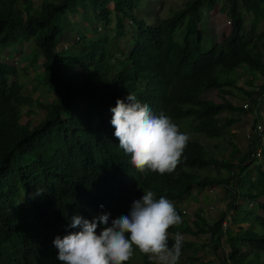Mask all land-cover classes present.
I'll list each match as a JSON object with an SVG mask.
<instances>
[{"label": "trees", "instance_id": "obj_1", "mask_svg": "<svg viewBox=\"0 0 264 264\" xmlns=\"http://www.w3.org/2000/svg\"><path fill=\"white\" fill-rule=\"evenodd\" d=\"M17 1L0 0V55L34 41L53 98L39 102L46 115L38 124L23 123L22 108L32 99L23 94L19 69L0 60V264H60L52 242L56 236L78 231L69 228L74 215L91 221L107 213L111 223L127 215L131 199H140L143 191H154L157 199L179 201L194 186L209 185L229 190V210L222 211L213 225H206L197 212L190 227L176 209L182 223L169 228L173 236L169 246L177 232L201 234L208 236L219 264H264V216L239 202L248 199L264 210L260 165H254L253 173L243 163L219 161L200 144L188 141L175 172L141 173L119 148L110 123L116 100L134 93L154 115L163 112L174 123L188 117L194 121L193 133L210 139L227 137L241 118L225 112L253 113L257 98L264 94V82L257 90H244L251 102L247 108L226 98L235 84L234 71L246 66L264 78V31H258L264 21V0H224L227 8L220 10L231 18L232 30L222 41L200 26L203 10H215L220 0H190L153 25L134 14L142 0H41L40 13L34 0H22V8ZM107 3L113 4L112 10ZM242 9L252 16L249 27ZM78 11L89 23L106 26L113 14L114 29L120 34L128 19L136 31L128 55L115 58L105 36L88 37V43L69 55L56 50L68 32L67 13ZM69 65L74 69L63 71ZM210 88L218 89L222 102L200 97ZM256 144L255 139L247 147L245 161L251 159ZM210 167L218 174L199 179L194 173ZM236 171L238 178L231 184ZM36 189L42 193L35 195ZM27 209L29 214H23ZM102 228L98 225L97 234ZM223 247L229 249L226 255L218 253ZM244 247L253 251L252 258L243 256ZM197 251L198 244L182 240L179 263L206 264L198 263ZM141 259L139 264H154L145 255Z\"/></svg>", "mask_w": 264, "mask_h": 264}, {"label": "rangeland", "instance_id": "obj_2", "mask_svg": "<svg viewBox=\"0 0 264 264\" xmlns=\"http://www.w3.org/2000/svg\"><path fill=\"white\" fill-rule=\"evenodd\" d=\"M190 0H142L139 7L135 10L134 14L142 20H145L149 25H153L158 20H164L170 18L174 11L182 9L184 5ZM35 11L40 13L41 0H34ZM227 2L220 0L218 7L215 10H203V18H201L200 26L206 29V34L212 35L217 41H222L224 36L229 35L232 30L231 18L226 14L225 11L220 9L227 8ZM17 7H23V1H17ZM109 10L113 9L112 3H107ZM246 20V26L249 27L251 23V14L241 10ZM91 10H89V14ZM68 19V32L64 35V39L60 40L57 44L56 50L63 52L65 55H69L72 52H76L80 49V46L88 43V37L93 40L102 39L103 36L109 37V44H111L112 53L115 58H125L133 46L132 35L135 29L132 27V23L128 19H124V34H120L114 29V15H111L109 23L104 25L102 22L89 23L82 14V11H78L76 14L67 13ZM208 27V28H207ZM215 27L214 32H211V28ZM96 28V29H95ZM180 30V29H179ZM258 31H264V21L258 25ZM84 34V37L81 35ZM179 33L177 32L176 35ZM77 42L74 48L71 46ZM205 48H209L204 46ZM264 55V49H261ZM264 59V57H263ZM0 60L2 62H8L16 66L19 69V75L17 79L23 84V94L31 97L32 102L25 105L22 108V119L23 123L28 121L32 125L38 124L46 115L45 109L39 104L48 103L52 98L53 94L49 91L48 87L44 82V71L41 67L43 60L42 54L36 47L34 41L25 42L17 49L7 48L1 55ZM68 67V68H67ZM63 71L74 69L73 66H67ZM235 76V84L230 87L232 94L226 93V98L231 99L235 105L245 106L249 103L251 105L249 97H247L244 90H257L264 82V78L258 73L248 70L246 66L234 71L232 73ZM201 98L215 100L222 102L218 89L210 88L200 95ZM257 101L262 106H259V111L263 112L264 117V95L257 98ZM249 105V106H250ZM257 106V108H258ZM256 105L253 113L251 112H229L226 111L225 115L240 117L239 121H236L229 129L227 137L220 139H210L204 134H195L191 131V127L194 125V121H187L188 117L182 118V121L176 122L181 132L186 133L189 137V142H195L203 146L205 151H208L209 155L219 161H227L234 164L243 163L247 165L250 170L254 173L255 161H245V152L247 147L252 141L257 139L252 133V123L255 119L261 124L264 133V120L260 121V117L257 115ZM258 111V112H259ZM264 119V118H263ZM250 134L251 138L248 139L247 135ZM260 168L264 170V156L258 163ZM194 173L198 175V178H203L206 175H217L218 170L214 167H210L205 170H194ZM238 171L231 179V184H234L237 180ZM134 198L131 199L132 201ZM232 200V195L229 194V190L224 185L219 186H206L205 188L193 187L189 195L182 197L181 200H172L175 208L183 213V219L187 225L192 227V221L195 214L198 212L200 217L203 218L206 225H213L220 213L225 210H229V205ZM239 202L244 203L249 209H254L259 215L264 216V210L257 207V204L250 203L248 199L240 200ZM29 214V210H25L23 214ZM233 213V212H231ZM248 225H244L247 227ZM37 228V225H36ZM257 232H261V228L257 226L255 228ZM169 234V233H168ZM169 237H173L169 234ZM182 240L186 242H194L198 244L197 260L206 264H219L218 258L212 253V244H209L208 236L206 235H181ZM229 252L227 247L219 250L218 253H224L225 255ZM142 255L139 250L134 249V255L130 259L131 264H139L142 262ZM243 256L250 259L253 257V251L247 247L243 248ZM180 264V263H179Z\"/></svg>", "mask_w": 264, "mask_h": 264}, {"label": "clouds", "instance_id": "obj_3", "mask_svg": "<svg viewBox=\"0 0 264 264\" xmlns=\"http://www.w3.org/2000/svg\"><path fill=\"white\" fill-rule=\"evenodd\" d=\"M110 111L113 135L119 141V148L130 156L132 166L141 173L175 172L189 137L169 116L163 112L154 115L134 93L118 98ZM41 193L42 190L36 189L35 195ZM109 215L102 214L91 221L74 215L69 228L78 231L63 238L56 236L52 242L58 250L60 264H126L134 249L154 264H179L182 255L179 232L175 234L174 244L169 246V228L182 223L172 200L165 196L157 199L154 191L147 190L140 199L132 201L127 215L111 223ZM98 225H103L99 234Z\"/></svg>", "mask_w": 264, "mask_h": 264}, {"label": "built area", "instance_id": "obj_4", "mask_svg": "<svg viewBox=\"0 0 264 264\" xmlns=\"http://www.w3.org/2000/svg\"><path fill=\"white\" fill-rule=\"evenodd\" d=\"M245 106L247 107L248 104H245ZM251 133L257 138V144L255 146V148L252 151L251 157L252 160L255 161V164H258L260 161L262 163V158H263V143H264V136H263V128L261 126L260 123L256 122L254 124V127H252V131ZM247 138L250 139L251 135L248 134ZM222 227L225 228L226 227V223L224 221V223L222 224Z\"/></svg>", "mask_w": 264, "mask_h": 264}, {"label": "crops", "instance_id": "obj_5", "mask_svg": "<svg viewBox=\"0 0 264 264\" xmlns=\"http://www.w3.org/2000/svg\"><path fill=\"white\" fill-rule=\"evenodd\" d=\"M264 95V94H263ZM258 104H259V102H258ZM258 104H257V106H258ZM257 106H256V109L255 110H257V115L260 117V121L262 122V120H264L263 118V112L262 111H259V106H262L261 104H259V106H258V108H257ZM259 111V112H258ZM262 125H263V123H261ZM264 136V135H263Z\"/></svg>", "mask_w": 264, "mask_h": 264}]
</instances>
